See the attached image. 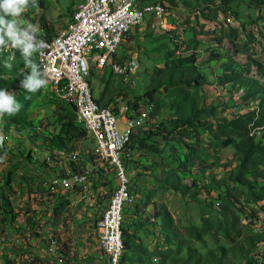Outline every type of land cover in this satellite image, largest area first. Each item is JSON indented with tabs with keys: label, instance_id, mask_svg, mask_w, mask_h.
I'll use <instances>...</instances> for the list:
<instances>
[{
	"label": "rangeland",
	"instance_id": "374dc122",
	"mask_svg": "<svg viewBox=\"0 0 264 264\" xmlns=\"http://www.w3.org/2000/svg\"><path fill=\"white\" fill-rule=\"evenodd\" d=\"M31 2L16 19L22 27L35 26L38 36L61 31L75 5L81 3L45 0L42 6L40 0ZM144 3H149L152 22H160L158 3L169 14L165 30L138 25L122 46L121 53H133L140 62L141 68H133L138 75L136 89L124 86L110 68L92 69L89 79L95 98L116 112L121 103H135V97L164 80L151 105L142 101L137 110V117L148 114L150 121L133 135L137 144H132L127 157L131 181L127 194L132 202L124 212L123 227L143 248L134 246V252L127 255L132 261L124 264H261L264 243L251 246V238L264 230V200H258L264 179L258 186L235 181L241 160L237 145L242 139L234 136L237 143L226 146L229 136L214 131L225 125L220 122L224 118L230 121L258 107L259 99H248L247 89L237 91L218 78L232 64L238 70L253 66L252 76L262 79L255 63L264 65V0ZM169 29L179 38V48L165 39ZM3 49L12 52V60L17 51L23 55L22 46ZM173 52L185 58L175 67L171 82L165 74L158 75L157 69L165 68ZM195 79L198 84L193 83ZM26 91L19 84L14 90ZM29 96V105L22 101L18 112L0 115V134L5 137L0 146V264H105L97 227L117 185L115 173L97 159L96 144L78 117L70 137L61 136L67 151L48 144L49 138L60 134L67 115L74 117L71 101L61 91L47 81ZM193 104L202 110L217 108L213 115L201 114L206 127L195 130L185 123L192 116ZM256 137L264 141V132H257ZM141 141L151 150L142 148ZM88 162L94 165L92 169L86 168ZM88 170L87 184L74 190L50 182L58 174ZM176 180L191 191H174L171 183ZM230 191L240 196V202L226 211L222 205ZM209 225L211 231L202 241L192 235L191 228ZM53 240H57V257L49 253ZM167 250L173 253L161 258Z\"/></svg>",
	"mask_w": 264,
	"mask_h": 264
},
{
	"label": "built area",
	"instance_id": "2783aa9c",
	"mask_svg": "<svg viewBox=\"0 0 264 264\" xmlns=\"http://www.w3.org/2000/svg\"><path fill=\"white\" fill-rule=\"evenodd\" d=\"M144 1L85 0L84 6L75 5L61 31L55 35L41 32L39 36L46 44L38 54L45 62L46 75L51 76V70H58L56 79L62 92L78 97L80 126L95 142L99 162L115 173L117 185L97 227L101 258L105 264H121L124 243L119 239V229L125 222L126 207L132 202L126 199L131 181L125 162L131 153L133 134L147 127L150 116L137 117L141 104L131 108L127 103H121L117 112L114 107L100 106L89 79L92 69L105 71L110 68L124 86L136 89L138 75H133V68H141L140 62L133 53H121L122 46L138 25L149 24L151 28L165 30L164 23L169 14L164 4L158 3L156 12L160 14V22H152L151 14H147L149 3ZM89 48L101 49V57H90ZM122 116L126 119L125 131L120 125ZM90 172L58 174L50 182H57V188L74 190L87 184ZM58 252L57 240H53L49 253L57 257Z\"/></svg>",
	"mask_w": 264,
	"mask_h": 264
},
{
	"label": "trees",
	"instance_id": "16d2710c",
	"mask_svg": "<svg viewBox=\"0 0 264 264\" xmlns=\"http://www.w3.org/2000/svg\"><path fill=\"white\" fill-rule=\"evenodd\" d=\"M36 0H32L33 5ZM41 5H45V0H40ZM230 3V2H229ZM152 4V3H151ZM156 6V5H155ZM171 27V25H170ZM172 28V27H171ZM164 37L168 41H173L175 48H179L178 43L176 40H179V38L176 37L175 31L171 30L169 32H164ZM37 39H39V36L37 35ZM221 43L222 41L219 40ZM235 52L240 53V50L237 46H234ZM4 50V51H2ZM0 90H6L9 94L13 95L16 102L21 104L22 101L27 100L28 105L30 103L31 97L29 96L30 91H26V93L18 94L17 92H14L15 89H17V86L19 84V81L22 76L31 75L32 71L27 67H25V57L21 55L20 51L16 52L15 58L12 60V52H6L5 49L0 48ZM33 63L38 65L39 68H37V76L36 78H41L39 75L40 71L42 72L41 65L39 64L37 55L33 54ZM171 57L168 59V63L166 64L165 68L157 69V74H165L167 78H170V81L173 82L175 80L174 77V69L177 65L182 64L183 58L185 56H178L175 52L173 54H170ZM29 60V58H27ZM10 63V68H3V64ZM255 66H257L259 70V75L262 76V79H260L258 76L253 75L252 76V68L253 66H249L248 68H244L242 70H238L232 66V64H227L225 66V73L218 78L219 83L222 85H227L230 87H233L234 89H237V91H241L243 89H247L246 97L248 99H259L258 107L256 110H248L245 114H239L238 117L234 118L233 120H228L227 118H224L220 122H225V125H220L218 127V130L214 131L212 130V127H209L210 130L214 131L217 135H228L229 139L227 142H225L226 146L234 145L236 142V139L234 136H238L242 139V141L237 145L239 154L241 156L240 164L238 165V171L235 174V181L241 184L245 185H252V186H258L259 180L262 178L264 179V141L257 140L256 133L257 132H264V65L260 62L255 63ZM25 75H22V74ZM43 73V72H42ZM192 81H189L188 84L191 85ZM193 83L198 84L199 80L195 79L193 80ZM187 84V86H188ZM201 85V84H200ZM164 86V80H158L156 84H154L152 87L148 88L146 93L144 95H140L135 97V103H128L129 107L131 108H137L138 105L143 101V103H148L151 105V102L155 100L156 94L161 90V88ZM133 90V89H129ZM187 96H183L182 99L185 100ZM97 100V99H96ZM70 102V101H69ZM101 99L97 100V103L105 107L101 104ZM72 108L74 111L72 112L74 117L72 115H67L68 118L64 119V123L61 126L60 134L56 138H49L48 144L51 148H57L63 151H67V145L65 144L64 139L61 138L63 136L64 138L70 137V135L76 130L74 127V120L76 119L77 122V110L74 103L70 102ZM192 116H187L185 118V123L188 125V127L192 129H197L198 127H206L207 124H203L201 121V114L205 115H213L217 108L215 106H210L209 108L202 110L194 104L192 105ZM259 110V114L256 112ZM77 115V116H76ZM12 121H16L15 118H13ZM138 132V131H137ZM254 133V135H253ZM135 134V133H134ZM133 134V135H134ZM132 144H137V141H135L134 136H132ZM139 145L144 148L151 150L150 147L145 145L143 141L139 142ZM131 151V147H130ZM127 162V160H126ZM125 162V164H126ZM86 168L93 167L94 165L89 163L85 164ZM171 188L174 191L185 193L191 191V188L185 184H182L180 180H176L173 183H171ZM235 188V187H234ZM258 200H264V185L260 188V193L258 195ZM237 202H240V196L235 195L233 191H230L227 197L225 198V201L223 203V208L226 211H229L236 207ZM171 217V216H170ZM210 225L205 226L203 228L195 227L191 228L192 235L196 236V238L199 241H202L206 235L210 233ZM123 239H124V254L122 256L121 264H124L128 260L132 261V258H128V254L131 252H134V246H138L140 248H143L142 244L137 245L135 243V236L133 234H130L127 229H124L123 227ZM251 246H256L259 243H264V230H262L259 233H256L253 238H251ZM172 250H167L165 252H161L160 257L167 259L171 254ZM262 259L261 264H264V252L262 253Z\"/></svg>",
	"mask_w": 264,
	"mask_h": 264
},
{
	"label": "clouds",
	"instance_id": "9594fccd",
	"mask_svg": "<svg viewBox=\"0 0 264 264\" xmlns=\"http://www.w3.org/2000/svg\"><path fill=\"white\" fill-rule=\"evenodd\" d=\"M29 0H0V48H23L25 57V67H32V74L25 79H20L19 86L30 92L37 91L38 88L46 84L44 73L40 71V79H36L38 65L28 60L27 57L35 52L41 51L45 46V41L37 39L38 29L32 24L22 27L17 22L19 17L27 8ZM9 17L11 19H9ZM7 38V40L5 39ZM22 75H25L24 73ZM20 105L13 95L6 90H0V115L7 113L12 115L19 111ZM5 137L0 134V146H3Z\"/></svg>",
	"mask_w": 264,
	"mask_h": 264
},
{
	"label": "bare ground",
	"instance_id": "6f19581e",
	"mask_svg": "<svg viewBox=\"0 0 264 264\" xmlns=\"http://www.w3.org/2000/svg\"><path fill=\"white\" fill-rule=\"evenodd\" d=\"M81 3L79 4V6H84L85 5V0H80ZM150 11V7H147V14L149 13ZM167 21V19H166ZM168 22V21H167ZM169 25V24H168ZM170 27V25H169ZM164 28H165V23H164ZM171 29V27H170ZM169 29V30H170ZM133 32V31H132ZM168 32V31H167ZM41 35V34H40ZM40 38V37H39ZM35 54L37 55V58H38V61H39V64L41 65V68H42V72L45 74L44 75V78L49 81L51 84H53V86L55 88H57L59 91L62 92V89L59 87V83L57 82V79L58 78V70H51V76H47L46 75V67H45V62L42 60V58H40L38 56V54H40V51L39 52H35ZM89 56L90 57H101V49H97V48H89ZM135 70L133 69V75H135ZM62 95H63V98L65 100H68V101H71L75 104L76 106V110H77V104H78V97H73L72 95H66L64 92H62ZM77 115H78V121L80 122L81 121V111H77ZM125 117L122 116L120 118V125H121V129L123 131L127 130V126H126V121H125ZM57 184V183H55ZM54 185V183H53ZM126 199L128 201V194H127V190H126ZM119 239L123 241L124 243V239H123V227H121L119 229ZM123 253H124V246H123V252L120 254V263H121V258L123 256Z\"/></svg>",
	"mask_w": 264,
	"mask_h": 264
}]
</instances>
